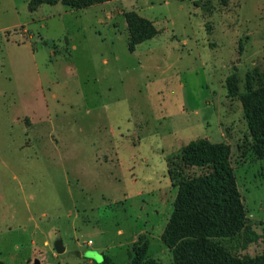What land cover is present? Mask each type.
<instances>
[{"label":"rangeland","instance_id":"1","mask_svg":"<svg viewBox=\"0 0 264 264\" xmlns=\"http://www.w3.org/2000/svg\"><path fill=\"white\" fill-rule=\"evenodd\" d=\"M30 2L0 0V264H132L139 240L171 264V172L202 138L231 146L263 232L264 159L244 153L253 139L227 78L239 93L248 74L264 85V0ZM132 10L158 30L134 50Z\"/></svg>","mask_w":264,"mask_h":264},{"label":"trees","instance_id":"2","mask_svg":"<svg viewBox=\"0 0 264 264\" xmlns=\"http://www.w3.org/2000/svg\"><path fill=\"white\" fill-rule=\"evenodd\" d=\"M110 0H31V10L38 5L62 2L70 9H83ZM130 26L129 49L158 33L153 22L132 10L126 13ZM232 95L239 96L252 144L245 150L254 159H264V85L255 86L254 77L246 78V90L239 93L235 74L227 78ZM180 165L171 172L177 188L174 208L162 239L172 253L171 264H264L263 254L243 253L252 243L262 241L263 232L250 224L238 188L231 161V146L225 142L193 140L180 153ZM182 164V165H181ZM187 167L200 168L190 175ZM147 241L139 240L130 252L132 264H158L145 259ZM97 264H109L103 255Z\"/></svg>","mask_w":264,"mask_h":264},{"label":"water","instance_id":"3","mask_svg":"<svg viewBox=\"0 0 264 264\" xmlns=\"http://www.w3.org/2000/svg\"><path fill=\"white\" fill-rule=\"evenodd\" d=\"M55 247L58 252H63L65 250V246L63 244V241L61 239L56 240Z\"/></svg>","mask_w":264,"mask_h":264},{"label":"crops","instance_id":"4","mask_svg":"<svg viewBox=\"0 0 264 264\" xmlns=\"http://www.w3.org/2000/svg\"><path fill=\"white\" fill-rule=\"evenodd\" d=\"M104 3H109V1H106V2H104ZM99 4H102V3H99ZM95 5H98V4H95ZM95 5H92V6H90V7H93V6H95ZM87 8H89V7H87ZM142 16V15H141ZM144 17V16H143ZM148 19V18H147ZM153 22V21H152ZM154 24V23H153Z\"/></svg>","mask_w":264,"mask_h":264}]
</instances>
